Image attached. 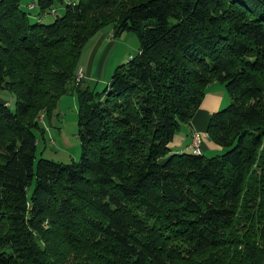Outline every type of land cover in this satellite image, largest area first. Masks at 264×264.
<instances>
[{"label": "trees", "instance_id": "obj_1", "mask_svg": "<svg viewBox=\"0 0 264 264\" xmlns=\"http://www.w3.org/2000/svg\"><path fill=\"white\" fill-rule=\"evenodd\" d=\"M22 2L0 0V264H264V0ZM106 26L139 48L95 90L76 76ZM212 82L225 151L172 150ZM69 86L79 158H37Z\"/></svg>", "mask_w": 264, "mask_h": 264}, {"label": "rangeland", "instance_id": "obj_2", "mask_svg": "<svg viewBox=\"0 0 264 264\" xmlns=\"http://www.w3.org/2000/svg\"><path fill=\"white\" fill-rule=\"evenodd\" d=\"M31 0H23L22 2V8L26 11H28L32 17H35L38 8L35 6L33 9H29L28 4H31V7L33 6ZM67 1V0H64ZM36 4V0H35ZM54 6V8H58V4ZM53 8V9H54ZM35 12V13H34ZM45 14L41 17V20L44 23H48L53 21L56 14L61 15L63 12V7H59L57 13ZM111 30L110 26H106L101 31L103 32H109ZM113 32V31H110ZM112 36V33L109 35ZM114 42H116L115 48L111 49L110 53L106 57V60L104 62V74L106 77V80H103V83L99 84L96 88V90H102L106 82L110 79L114 69L119 64L125 62L128 60V58L136 55L139 48V41L138 37L135 32L133 31H127L121 33L116 39H114ZM89 49V44H87L83 51L82 56L80 59V65L84 66V63L87 58ZM81 67V66H80ZM79 68L77 74L83 75V71ZM77 77V76H76ZM91 85V81H87L86 79L83 80V86ZM70 93L63 95L62 99L58 102L57 108L52 111L51 115L47 116L42 114L40 116V124L45 129L44 133L41 134L39 132L36 133L37 135V147H36V157H42L46 159H51L54 161H60V162H71L73 160H78L81 148L79 139L77 137V130H78V112H77V99L75 96V92H72L71 86H69ZM0 99L1 101L5 100L7 102V105L10 108H14L15 104V96L12 92H9L7 90L0 91ZM231 98L227 94V100L222 105V108L226 107ZM219 109V110H220ZM208 123V121H207ZM206 123V126H207ZM185 133V132H184ZM204 139L207 137L206 132H203ZM203 139V140H204ZM211 152L212 150H208ZM225 149L218 152L219 154L224 152ZM208 156L217 154V151H214L213 153H203Z\"/></svg>", "mask_w": 264, "mask_h": 264}, {"label": "crops", "instance_id": "obj_3", "mask_svg": "<svg viewBox=\"0 0 264 264\" xmlns=\"http://www.w3.org/2000/svg\"><path fill=\"white\" fill-rule=\"evenodd\" d=\"M110 31H112V29L109 30L108 33L100 31L95 37H93V39L89 43H87L89 44L87 58L84 66L80 65V68L82 69L80 70V72L83 71V80L86 79L87 81H91V85H93L85 86H89L90 88H94L95 90L99 84L103 83V80H106L105 74L103 72L105 67L104 62L111 49L115 48L116 45V42H114V39L116 38H114L113 36H109L110 33H112ZM108 81L106 82V85L108 84ZM71 91L73 92V90ZM69 93L70 90H68L66 94ZM60 99H62V97ZM226 100L227 92L224 86L217 82H212L206 88V92L201 101V104L199 105L192 119L188 123L182 124L179 130L176 132L172 142L170 143V147L172 148V150H191L189 145L192 131L196 130L201 133L205 132L206 123L209 120L210 114L214 111L219 110ZM201 150L202 153H213L214 151H221L219 150L218 146L208 141L207 138L203 140ZM208 150L212 151L209 152Z\"/></svg>", "mask_w": 264, "mask_h": 264}, {"label": "built area", "instance_id": "obj_4", "mask_svg": "<svg viewBox=\"0 0 264 264\" xmlns=\"http://www.w3.org/2000/svg\"><path fill=\"white\" fill-rule=\"evenodd\" d=\"M66 2L74 4V0H67ZM28 7L32 8L31 4H28ZM52 11L55 12V9H52ZM76 79L77 80L83 79V75H79V73H78ZM203 139H204L203 132L201 133L199 131L193 130L191 133V139H190V145H189L191 150L192 151H201V145H202Z\"/></svg>", "mask_w": 264, "mask_h": 264}, {"label": "bare ground", "instance_id": "obj_5", "mask_svg": "<svg viewBox=\"0 0 264 264\" xmlns=\"http://www.w3.org/2000/svg\"><path fill=\"white\" fill-rule=\"evenodd\" d=\"M80 72V71H79ZM195 154H200V151H193Z\"/></svg>", "mask_w": 264, "mask_h": 264}]
</instances>
